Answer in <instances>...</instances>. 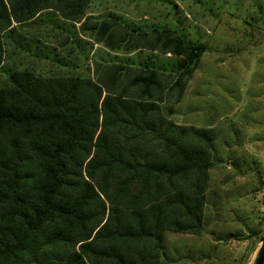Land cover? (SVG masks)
<instances>
[{"label":"trees","instance_id":"16d2710c","mask_svg":"<svg viewBox=\"0 0 264 264\" xmlns=\"http://www.w3.org/2000/svg\"><path fill=\"white\" fill-rule=\"evenodd\" d=\"M90 0H0L3 38L43 10L79 21ZM105 41L113 27L93 23ZM152 49L175 59L173 87L206 45L153 28ZM120 69L107 76L114 85ZM133 95L102 79L14 69L0 86V264H161L163 235L200 226L210 138L202 145L160 114L159 69L130 77ZM179 95V92H178Z\"/></svg>","mask_w":264,"mask_h":264},{"label":"rangeland","instance_id":"374dc122","mask_svg":"<svg viewBox=\"0 0 264 264\" xmlns=\"http://www.w3.org/2000/svg\"><path fill=\"white\" fill-rule=\"evenodd\" d=\"M103 20L113 27L108 42L82 27ZM161 27L206 45L179 91L168 72L175 57L151 47ZM10 33L0 86L11 70L28 68L102 79L135 96L130 77L157 67L162 90L152 100L161 116L192 145L204 140L189 128L210 138L200 226L166 230L161 264H253L264 234V0H90L78 22L49 9ZM111 68L122 72L114 85Z\"/></svg>","mask_w":264,"mask_h":264},{"label":"water","instance_id":"95a60500","mask_svg":"<svg viewBox=\"0 0 264 264\" xmlns=\"http://www.w3.org/2000/svg\"><path fill=\"white\" fill-rule=\"evenodd\" d=\"M263 262H264V234L260 239V245L258 247L253 264H263Z\"/></svg>","mask_w":264,"mask_h":264},{"label":"crops","instance_id":"0c3cea01","mask_svg":"<svg viewBox=\"0 0 264 264\" xmlns=\"http://www.w3.org/2000/svg\"><path fill=\"white\" fill-rule=\"evenodd\" d=\"M264 263V262H263Z\"/></svg>","mask_w":264,"mask_h":264}]
</instances>
